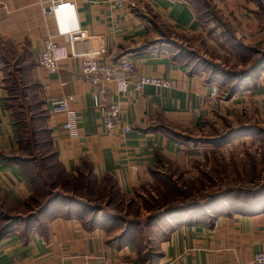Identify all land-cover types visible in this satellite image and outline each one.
I'll use <instances>...</instances> for the list:
<instances>
[{"label": "crops", "instance_id": "crops-1", "mask_svg": "<svg viewBox=\"0 0 264 264\" xmlns=\"http://www.w3.org/2000/svg\"><path fill=\"white\" fill-rule=\"evenodd\" d=\"M214 1L220 26L206 23L193 0H131L126 8L113 7L109 0H0V264H101L103 258L112 264H246L264 250V208L220 204L172 214L144 229H128L124 219L108 213L115 195L134 197L160 177L171 176L173 169H192L202 144H215L206 140L233 118L232 108L255 106L264 113V0ZM66 2L72 7L50 9ZM75 27L89 33L79 43L80 51L106 49L105 60L125 58L139 75L172 82L170 89L146 86L125 96L111 85L112 99L123 109L122 122L131 127L128 134L106 133L93 89L79 78L81 59L63 61L53 75L38 64L45 39L54 36L66 45L59 31ZM174 34L206 39L215 53L214 60L200 59L206 66L222 64L228 50L234 56L236 40L261 57L231 65L234 75L223 74L230 78L225 84L233 81L230 91L224 97L221 89V98L213 99L212 86L223 82L219 74L181 64L164 42ZM12 65H19L24 78L22 87L31 100L27 109L35 111L34 137L48 134L57 163L86 180L89 193L93 187L98 195L106 192L102 206L54 199L29 216L35 213L32 172L37 160L19 151L7 83L11 77L5 74ZM62 97L73 98L78 139L64 130L66 115L52 110ZM145 232L151 233V250Z\"/></svg>", "mask_w": 264, "mask_h": 264}, {"label": "rangeland", "instance_id": "rangeland-1", "mask_svg": "<svg viewBox=\"0 0 264 264\" xmlns=\"http://www.w3.org/2000/svg\"><path fill=\"white\" fill-rule=\"evenodd\" d=\"M193 3L199 16L207 20L206 23L215 25L221 23L214 0H193ZM228 19L231 21V17ZM226 26L228 25L225 23L224 28L227 31ZM169 34L173 33L169 32ZM169 38L171 40L164 42H169L170 45L165 47L170 49L181 64L187 63L195 70L207 69L211 75L219 74V81H223L220 82V90L222 89L224 97L230 91L233 81L225 84V79L230 78H224L223 74L235 71L231 65H236L241 60L248 63L261 57H257L253 51L239 47L240 42L236 40L235 55L233 56L231 50H228V54L221 57L225 67L220 64L214 68L215 65L206 66L204 61H200V59H215V53L210 51L206 39L179 34ZM18 66L12 65L11 69H5V74L11 77L7 83L10 88V105L19 130L20 154L33 161L37 160V167L32 172L36 202L31 205L35 213L29 216L36 215L37 208L42 207L52 198L65 203L77 202L89 208L102 206L106 192L98 195L93 187L89 193L86 180L66 173L52 158L53 149L49 145L48 134L41 132L34 137L35 127L31 119L35 111L29 112L27 109L31 100L26 99L27 91L22 87L24 78L19 75ZM227 67L230 68L226 69ZM219 98L221 95L216 99ZM23 105L26 106L25 110H22ZM243 107L240 105L239 109L230 108L234 116L228 120L229 124L216 135L219 137L214 136L206 142L222 139L235 131L229 140L217 144L200 143L201 154L192 169L186 172L172 170L171 178L175 182V188L161 178L149 189L141 191L134 197L126 198L117 194L114 196L115 204L108 213L124 219L127 225L144 229L148 227L152 216L189 203H195L196 207L225 204L238 209H250L252 206L256 209L262 205L264 202V113L259 112L255 106L245 109ZM119 201L123 204L118 206ZM29 216L25 218L28 219ZM156 223L157 221L153 225ZM125 224L120 223L119 226L124 227ZM149 237L151 233L145 232L143 236L146 241L145 246L151 250Z\"/></svg>", "mask_w": 264, "mask_h": 264}, {"label": "built area", "instance_id": "built-area-1", "mask_svg": "<svg viewBox=\"0 0 264 264\" xmlns=\"http://www.w3.org/2000/svg\"><path fill=\"white\" fill-rule=\"evenodd\" d=\"M116 8H126L131 0H109ZM72 7V2L60 3L50 9H64ZM59 35L66 40V45H60L53 37H48L44 41L38 64L49 75L59 72L61 63L69 58L81 59V69L79 78L86 81L92 87V97L95 109L100 112L103 127L108 134L121 131L128 134L131 127L123 124V109L121 103L112 99L111 85H115L116 91L121 96L127 95L130 90L140 92L146 86H153L161 89H170L172 82L168 79L139 75L131 60L122 58L115 62L105 60L109 55L106 49L98 51H80V42L89 39L87 30L81 27L59 31ZM221 95L220 85L214 84L211 96L216 99ZM72 97H62L60 101L52 104L54 112L64 113L66 122L64 130L73 139L80 137L79 120L75 111L71 108ZM101 264H112L103 258ZM246 264H264V250L258 251Z\"/></svg>", "mask_w": 264, "mask_h": 264}, {"label": "trees", "instance_id": "trees-1", "mask_svg": "<svg viewBox=\"0 0 264 264\" xmlns=\"http://www.w3.org/2000/svg\"><path fill=\"white\" fill-rule=\"evenodd\" d=\"M216 67H217V66H216ZM230 74H233V75H234V73H230ZM234 134H235V131H234V132H231V133H230L229 135H227L226 137H224V138H222V139H218V140L213 141V142H214L215 144H217V143H223V142L229 140V139L232 137V135H234ZM52 158L56 160L54 153H53V157H52ZM161 178L164 179V181H165L167 184H171L172 187L174 186V188H175V185H174L175 182L173 181V178H171V176H169V177H160L159 179H161ZM159 179H158V180H159ZM171 189H172V188H171ZM113 195H114V194H113ZM54 199H57V198H52V199L48 200V202L50 203V202H52ZM31 202H32V203H35V202H36L35 196H33ZM49 203H46V204L48 205ZM46 204L43 205V206L40 207V208H37V210H38L37 213H38V214H39V212L45 210V208H46V207H45ZM214 205H215V204H214ZM214 205L211 204V205H206V206H204V207H203V206H198V207H196V206H195V203H189V204H187V205L173 207V208H171V209H168V210L164 211L163 213H161V214H159V215L152 216V217L150 218V222H149V224H148V227H151V226L153 225L154 222H156V221H158V220H160V219H162V218H164V217H167V216H169V215L176 214V213H180V212H185V211H192V210L212 209V208L214 207ZM262 208H264V202L262 203V205L258 206L256 209H255V206H252V208H250V210H259V209H262ZM237 209H238V208H237ZM242 210H246V209H242ZM248 210H249V209H248ZM33 211H35L34 208H33ZM37 213H36V214H37ZM127 227H128V229H129V228L132 227V226L128 224Z\"/></svg>", "mask_w": 264, "mask_h": 264}]
</instances>
